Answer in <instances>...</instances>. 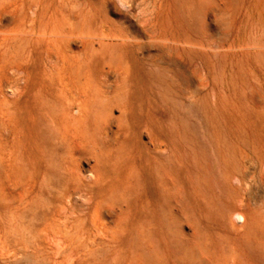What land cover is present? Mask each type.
<instances>
[{"label": "rangeland", "instance_id": "rangeland-1", "mask_svg": "<svg viewBox=\"0 0 264 264\" xmlns=\"http://www.w3.org/2000/svg\"><path fill=\"white\" fill-rule=\"evenodd\" d=\"M0 166V264H264V0H0Z\"/></svg>", "mask_w": 264, "mask_h": 264}, {"label": "bare ground", "instance_id": "bare-ground-1", "mask_svg": "<svg viewBox=\"0 0 264 264\" xmlns=\"http://www.w3.org/2000/svg\"><path fill=\"white\" fill-rule=\"evenodd\" d=\"M189 1V0H188ZM207 1V0H206ZM209 1V0H208ZM244 1V0H243ZM162 2H164V1H162ZM205 2V1H204ZM231 2V1H230ZM232 2H234V1H232ZM221 3V2H220ZM161 4H163V3H161ZM185 4V3H184ZM225 4V3H224ZM230 4H232V3H230ZM169 5V4H168ZM233 5V4H232ZM239 5V4H238ZM243 5V4H242ZM200 6V5H199ZM213 6V5H212ZM241 7V6H240ZM238 8V7H237ZM243 8V7H242ZM239 9V8H238ZM169 10V9H168ZM177 10V9H176ZM221 10V9H220ZM232 10V9H231ZM163 11V10H162ZM161 11V12H162ZM198 11V10H197ZM227 11V10H226ZM217 12V11H216ZM231 12V11H230ZM238 12V11H237ZM191 13V12H190ZM211 13V12H210ZM218 13V12H217ZM36 14V13H35ZM231 14V13H230ZM192 15V14H191ZM179 16V15H178ZM137 17V16H136ZM221 17V16H220ZM235 17V16H234ZM161 18H162V16H161ZM160 18V19H161ZM174 18V17H173ZM178 18V17H177ZM159 19V20H160ZM216 19V18H215ZM218 19V18H217ZM234 18H232L231 20H233ZM190 20V19H189ZM162 21V20H161ZM159 22V21H158ZM188 22V21H187ZM181 23V22H180ZM184 23V22H183ZM191 23H193V22H191ZM241 23H242V21H241ZM161 24H162V22H161ZM170 24V23H169ZM237 24V23H236ZM205 25V24H204ZM241 25V24H240ZM171 26V25H170ZM161 27V26H160ZM159 27V28H160ZM167 27H169V26H167ZM196 30V29H195ZM202 31V30H201ZM222 31V30H221ZM189 32V31H188ZM28 33H30V32H28ZM27 33V34H28ZM194 33H196V32H194ZM211 33V32H210ZM76 34V33H75ZM191 34V33H190ZM201 34V33H200ZM170 35V34H169ZM185 35V34H184ZM196 35V34H195ZM202 35V34H201ZM11 36V35H10ZM186 36V35H185ZM193 36V35H192ZM197 36V35H196ZM200 36V35H199ZM38 37V36H37ZM173 38H174V36H173ZM196 38V37H195ZM221 38V37H220ZM102 40V39H101ZM194 40V39H193ZM117 41V40H116ZM121 41V40H120ZM166 42V41H165ZM187 42V41H186ZM210 42V41H209ZM222 42V41H221ZM205 43V42H204ZM189 44V43H188ZM199 44V43H198ZM200 46V45H199ZM230 48V47H229ZM216 50V49H215ZM255 50V49H254ZM227 52H228V50H227ZM254 52V51H253ZM193 55V54H192ZM158 57V56H157ZM204 57V56H203ZM200 58V57H199ZM162 59V58H161ZM131 60H133V59H131ZM164 60V59H163ZM162 60V61H163ZM161 62V61H160ZM159 62V63H160ZM212 62V61H211ZM193 63V62H192ZM262 63V62H261ZM132 64H133V61H132ZM242 65V64H241ZM206 68V67H205ZM244 68V67H243ZM207 70V69H206ZM212 70V69H211ZM240 70H241V68H240ZM245 70V72H247V70H246V68L244 69ZM208 71V70H207ZM207 73H209V71L207 72ZM237 74V73H236ZM236 74H235V76H236ZM212 77H213V75H212ZM238 77V76H237ZM159 78V77H158ZM142 79V78H141ZM89 80V79H88ZM146 80H147V78H146ZM141 81H143V79L141 80ZM144 82V81H143ZM213 82V81H212ZM223 82V81H222ZM222 82H221V84H222ZM138 83V82H137ZM136 83V84H137ZM149 83V82H148ZM242 84V83H241ZM27 85V84H26ZM140 85V84H139ZM259 85V84H258ZM136 86V85H135ZM151 86V85H150ZM242 86H243V84H242ZM128 89H130V88H128ZM138 89V88H137ZM190 89H192V88H190ZM147 90V89H146ZM145 90V91H146ZM186 90V89H185ZM139 92V91H138ZM141 92V91H140ZM178 92H179V90H178ZM142 93V92H141ZM180 93V92H179ZM145 94H147V93H145ZM155 94V93H154ZM190 94V93H189ZM156 95V94H155ZM252 95V94H251ZM254 95V94H253ZM170 96V95H169ZM135 98V97H134ZM141 98H142V96H141ZM156 98V97H155ZM166 98V97H165ZM176 98V97H175ZM162 99V98H161ZM167 99V98H166ZM136 100H138V99H136ZM157 100H158V98H157ZM164 100V99H163ZM137 102V101H136ZM145 102V101H144ZM168 102V101H167ZM156 104V103H155ZM160 104V103H159ZM170 104V103H169ZM205 104V103H204ZM132 105V104H131ZM135 105V104H134ZM113 106V105H112ZM140 106V105H139ZM142 106H144V105H142ZM114 107V106H113ZM160 107V106H159ZM115 108V107H114ZM170 108H171V105H170ZM141 109H143V108H141ZM140 109V110H141ZM163 109V108H162ZM116 110V109H115ZM118 110V109H117ZM169 110V109H168ZM139 111V110H138ZM192 111V110H191ZM77 112V111H76ZM117 112V111H116ZM115 112V113H116ZM140 112V111H139ZM138 112V113H139ZM162 112V111H161ZM118 113V112H117ZM116 113V114H117ZM119 114V113H118ZM128 114V113H127ZM133 114H134V112H133ZM160 115H161V113H160ZM82 116V115H81ZM120 116V115H119ZM139 116V115H138ZM109 117V116H108ZM204 117V116H203ZM109 119V118H108ZM136 120V119H135ZM140 120V119H139ZM165 120V119H164ZM167 121V120H166ZM170 121V120H169ZM168 122V121H167ZM135 123V122H134ZM204 123V122H203ZM109 124V123H108ZM111 124H112V122H111ZM120 124V123H119ZM259 124V123H258ZM113 126V125H112ZM90 127V126H89ZM117 127H118V125H117ZM192 127V126H191ZM194 127V126H193ZM198 127V126H197ZM92 128H94V127H91V129ZM106 128V127H105ZM108 128V127H107ZM90 129V128H89ZM90 129V130H91ZM213 129V128H212ZM4 130H6V129H4ZM109 130V129H108ZM112 130V129H111ZM128 130H129V128H128ZM133 130V129H132ZM92 131H93V129H92ZM91 131V132H92ZM117 131V130H116ZM134 131V130H133ZM110 132H112V131H110ZM114 132V131H113ZM128 133V132H127ZM92 134V133H91ZM117 134V133H116ZM120 135V134H119ZM127 135V134H126ZM133 135V134H132ZM93 136V135H92ZM112 136V135H111ZM125 136V135H124ZM123 136V137H124ZM129 136H131V135H129ZM136 136V135H135ZM14 137V136H13ZM80 137V136H79ZM116 138V137H115ZM128 138H130V137H128ZM155 138H156V136H155ZM117 139V138H116ZM123 139V138H122ZM125 139V138H124ZM20 141V140H19ZM19 141H18V143H19ZM65 142H66V140H64ZM73 141V140H72ZM177 141V140H176ZM7 143V142H6ZM69 143V145H70V143L71 142H68ZM124 143V142H123ZM126 143H128V142H126ZM55 144H59V142L57 143H55ZM76 144H78V143H76ZM130 144H132L131 142H130ZM57 146V145H56ZM122 146V145H121ZM129 146V145H128ZM76 147V146H75ZM93 147V146H92ZM166 148V147H165ZM111 150V149H110ZM130 150V149H129ZM157 151V150H156ZM23 152V151H22ZM85 152V151H84ZM83 152V153H84ZM117 153V152H116ZM69 154V153H68ZM81 155V154H80ZM90 156V155H89ZM80 157V156H79ZM71 158V157H70ZM83 158V157H82ZM90 158V157H89ZM81 159V158H80ZM14 161H15V159H14ZM16 162V161H15ZM68 163V162H67ZM66 163V164H67ZM75 163V162H74ZM93 166V165H92ZM1 167V166H0ZM76 167H77V165H76ZM223 167V166H222ZM7 171H9V170H7ZM97 171V170H96ZM96 171H95V173H96ZM129 172V171H128ZM47 173V172H46ZM76 173V172H75ZM99 173V172H98ZM69 174V173H68ZM96 175H98V174H96ZM99 176V175H98ZM167 179V178H166ZM8 181V180H7ZM9 182V181H8ZM263 182V181H262ZM73 183V182H72ZM14 184V183H13ZM49 184V183H48ZM47 184V185H48ZM231 184V183H230ZM9 185V184H8ZM27 185V184H26ZM73 185V184H72ZM87 185V184H86ZM245 185V184H244ZM7 186V185H6ZM71 186V185H70ZM27 188V187H26ZM74 190V189H73ZM245 190V189H244ZM10 191V190H9ZM25 191V190H24ZM64 191V190H63ZM24 193V192H23ZM11 194V193H10ZM58 194H59V192H58ZM21 195V194H20ZM16 196V195H15ZM19 197V196H18ZM16 198V197H15ZM74 198V197H73ZM240 198V197H239ZM15 200V199H14ZM242 202V201H241ZM245 202V201H244ZM254 202V201H253ZM73 203V202H72ZM257 205V204H256ZM252 206H254V205H252ZM238 208V207H237ZM254 208V207H253ZM259 208H261V207H259ZM64 209V208H63ZM62 211H64V210H62ZM66 212V211H65ZM247 212V211H246ZM259 212V211H258ZM60 213V212H59ZM81 213V212H80ZM112 213V212H111ZM114 214V213H113ZM113 214H112V216H113ZM64 215V214H63ZM260 215V214H259ZM111 216V215H110ZM31 217V216H30ZM71 218H72V216H70ZM115 217V216H114ZM65 218V217H64ZM74 218V217H73ZM72 218V219H73ZM32 219H33V217H32ZM52 219V218H51ZM34 220V219H33ZM46 220H47V218H46ZM110 220H111V218H110ZM53 221V220H52ZM64 221V220H63ZM61 222H62V220H61ZM71 222V221H70ZM56 223V222H55ZM74 223V222H73ZM63 224H64V222H63ZM66 224V223H65ZM64 224V225H65ZM76 224V223H75ZM67 226V225H66ZM72 225H70V227H71ZM65 227V226H64ZM80 227V226H79ZM186 227V226H185ZM72 228V227H71ZM75 229V228H74ZM78 230V229H77ZM264 230V229H263ZM262 230V231H263ZM57 231V230H56ZM114 231V230H113ZM188 231V230H187ZM6 234V233H5ZM84 234V233H83ZM86 234V233H85ZM101 234H102V231H101ZM228 234V233H227ZM55 235V234H54ZM102 235H104V234H102ZM81 236V235H80ZM84 236V235H83ZM76 237H78V236H76ZM86 237V236H85ZM96 237V236H95ZM184 237V236H183ZM264 237V236H263ZM59 238V237H58ZM57 238V239H58ZM74 238V237H73ZM88 239H89V237H88ZM87 239V240H88ZM66 240V239H65ZM76 240V239H75ZM73 241V240H72ZM186 241H187V239H186ZM76 242V241H75ZM75 242H74V244H75ZM184 242V241H183ZM232 242V241H231ZM69 243V242H68ZM71 243V242H70ZM73 243V242H72ZM79 243V242H78ZM84 243V242H83ZM92 243V242H91ZM188 243V242H187ZM239 243H241V242H239ZM193 244V243H192ZM194 244H197V243H194ZM193 244V245H194ZM3 245V244H2ZM70 246H71V244H70ZM85 246V245H84ZM72 247H73V245H72ZM88 247H89V245H88ZM240 247V246H239ZM80 248V247H79ZM186 248V247H185ZM190 248V247H189ZM192 248V247H191ZM241 248V247H240ZM245 248V247H244ZM63 249V248H62ZM75 249H77V247L75 248ZM74 250V249H73ZM78 250V249H77ZM64 251V250H63ZM72 251V250H71ZM260 251V250H259ZM54 252V251H53ZM74 253V252H73ZM77 253V252H76ZM78 253H79V251H78ZM75 254V253H74ZM82 254V253H81ZM240 254V253H239ZM242 254V253H241ZM240 254V255H241ZM76 255V254H75ZM79 255V254H78ZM201 255H203V254H201ZM22 256V255H21ZM57 256H58V254H57ZM199 256V255H198ZM205 256V255H204ZM242 256V255H241ZM66 257H67V255H66ZM69 257V256H68ZM71 257V256H70ZM211 258V257H210ZM213 258V257H212ZM79 259H81V258H79ZM197 259V258H196ZM226 259H227V257H226ZM13 260V259H12ZM41 260V259H40ZM70 260V259H69ZM175 260V259H174ZM228 260V259H227ZM57 261V260H56ZM71 261V260H70ZM72 261H74L73 260V258H72ZM194 261V260H193ZM229 262V261H228ZM226 263H227V261H226ZM230 263V262H229ZM257 263V262H256ZM54 264V263H53ZM58 264V263H57ZM60 264V263H59ZM72 264V263H71ZM247 264H249V262L247 263ZM258 264V263H257Z\"/></svg>", "mask_w": 264, "mask_h": 264}]
</instances>
